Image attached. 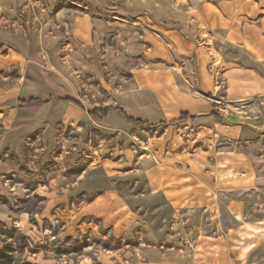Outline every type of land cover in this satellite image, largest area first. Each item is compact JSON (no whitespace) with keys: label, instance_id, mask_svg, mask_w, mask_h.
Here are the masks:
<instances>
[{"label":"rangeland","instance_id":"rangeland-1","mask_svg":"<svg viewBox=\"0 0 264 264\" xmlns=\"http://www.w3.org/2000/svg\"><path fill=\"white\" fill-rule=\"evenodd\" d=\"M108 2L111 11H74L96 22L84 39L47 0L17 13L18 58L0 63V86L37 102L0 115V264H264V134L236 137L220 125L233 122L235 108L214 67L217 91L202 96L217 122L165 119L162 103L174 93L152 83L161 79L152 69L200 83L194 55H178L169 37L183 28L181 14L162 23L129 0ZM184 60L192 67L183 71ZM64 96L84 110L56 99ZM118 105L154 127L116 110L90 115ZM110 182L111 227L81 213L95 191L72 190ZM52 188L63 195L56 204Z\"/></svg>","mask_w":264,"mask_h":264},{"label":"crops","instance_id":"crops-1","mask_svg":"<svg viewBox=\"0 0 264 264\" xmlns=\"http://www.w3.org/2000/svg\"><path fill=\"white\" fill-rule=\"evenodd\" d=\"M42 1L0 0V41L6 44L4 49H7L6 53L2 55L0 53V63L6 62L14 65L17 62L18 53L13 49V44L19 43L15 34L19 10L26 11L31 8V3H41ZM67 1L47 0L45 9L49 11L55 8L60 18L69 17L68 27L73 29L78 39H84L82 36L84 30L92 28L96 22L85 19L81 15L77 19L74 14L76 9L85 11L86 8H91V10L96 8V11L99 12L111 11V4L108 0H69L70 4ZM129 1L133 2L139 11L155 13L159 20L162 19V23L163 19L175 20V14H181L178 22L182 23L183 28L169 29V37L175 45L178 55L180 53L186 56L193 54L195 58L193 64L186 60L182 64L177 61V64L182 70L192 64L200 77L197 89L193 84V87H190L184 79L181 80V76L175 71L174 73L166 72L168 70L164 69L166 71L161 72L162 68L152 69L159 71L155 72L154 76L159 75L161 78L152 83H160V86L167 87V90L174 93L173 97H168V101L164 100L162 103L165 119L176 120L179 119L182 112H188L195 115L194 118L188 120L194 119L199 123L204 120V123L206 121L211 125L217 122L210 113L213 110V102L202 96V94L210 95L217 91V85H215L213 75L209 70L214 67L215 70L221 71L225 78L226 100L231 102L230 104L235 108L232 109L234 112L228 113L231 114L230 118L232 117L233 122L220 125L227 127L229 130L226 131L236 137L241 135L243 137L245 134H264V132L255 129L264 127V81L261 80V77H264V73L261 72V69L264 70V14L262 12L264 9L259 8V3L256 0H186L187 4L178 0L177 3L175 1L169 3L171 7L158 6V0H139L138 4L136 0ZM150 2H152V6L149 5ZM253 2L257 3L258 7L254 6ZM165 13L172 14L165 17ZM169 75L171 80H169ZM188 86L189 90L186 89ZM22 91L21 87H16V85L0 86V115L7 114L8 110L15 107L17 101L21 106L37 102L35 100L23 103V101L37 98V96L27 97L22 94L25 93ZM66 98L73 99L68 96L56 99L63 104L75 105L84 110L81 103L78 105L75 103L78 101L74 99L75 102H68L64 100ZM255 98H259V100ZM46 102L49 100L47 99ZM123 108L125 109V107ZM114 110L124 116L117 108L110 110L109 114ZM124 118L126 119L125 116ZM87 186L81 183L72 188L75 194L86 191L89 193L95 191L97 194V197L82 209L81 213L103 216L104 223L111 227V182L96 190H89ZM50 192H52L50 194L51 204L62 201L63 195H58L56 191H53V188Z\"/></svg>","mask_w":264,"mask_h":264},{"label":"trees","instance_id":"trees-1","mask_svg":"<svg viewBox=\"0 0 264 264\" xmlns=\"http://www.w3.org/2000/svg\"><path fill=\"white\" fill-rule=\"evenodd\" d=\"M35 100H37V98H31L28 101H23V103L33 102ZM64 100L65 101H68V102H72V101L75 102L73 99H70V98H66ZM75 103H77L78 105H81L79 102H75ZM114 108L119 109L124 114V116L126 117V119L129 122L133 123L134 125H138L140 127H151V128L154 127L153 124H151V123H149L147 121H143L140 118H135L134 116H131V115L127 114L126 111L124 110V108L122 106H120V105H118V106H109V107H106V108H96V110H94L93 112H91L90 115H91V117H93L95 119L96 118L97 119H100V117L102 116V114L104 116H107L108 113H109V111L112 110V109H114ZM99 113H101V114H99ZM194 117H195V115H191L188 112H182L181 115H180V117H179V119L173 120L172 123H176L178 121H186L189 118H194Z\"/></svg>","mask_w":264,"mask_h":264}]
</instances>
